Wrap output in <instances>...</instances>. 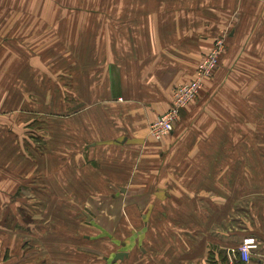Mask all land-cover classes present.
I'll list each match as a JSON object with an SVG mask.
<instances>
[{"label": "crops", "instance_id": "obj_1", "mask_svg": "<svg viewBox=\"0 0 264 264\" xmlns=\"http://www.w3.org/2000/svg\"><path fill=\"white\" fill-rule=\"evenodd\" d=\"M80 1H86L85 7H89V2L96 0ZM99 1L104 2V7L99 8V17L94 15L93 7L85 8L88 10L82 13L98 18L96 29L109 35L106 43L100 42V46H107L108 55L95 66L80 57L83 66L80 72L84 76L87 73V79L81 83L86 89H81L80 95L85 97L84 102L92 97V104L85 103L84 110L73 114L82 116L83 122L70 124L66 138L59 133L56 138L51 137L54 145H67V153H44L39 146L41 127L37 126L40 120L36 113L42 112V105L32 96L39 92L37 86L27 82L41 80L37 68L43 59L33 55L27 58L25 50L17 51L12 46L14 42L8 43L6 38L1 41L0 264H101L97 253L106 250L98 248L96 242L103 235L76 237L74 229L75 205L88 190L84 188L88 175H96L85 166L80 167L81 162H87L80 143L84 142L83 148L88 144L98 149L90 154H96L95 159L100 158L99 150L103 146L127 147L125 151L129 154L137 153L144 146L150 152L169 148L170 139L159 141L148 136L149 124L170 110L177 87L195 78L202 58L226 32L229 35L223 36L226 41L220 66L205 86L216 95L212 105L218 114L210 124L215 125L212 133L221 134L224 129L230 132L225 138L209 139L210 150L207 148L206 152H198L203 145L200 143L188 155L190 168L180 176L175 172L185 167L183 159L176 158L181 154L164 151L150 154L143 168L148 171L147 185L153 186L155 195L149 207L153 215L147 218L146 225L160 223L156 211L160 200L166 203L161 195L165 196L166 185L175 177L179 181L173 193L181 199L172 201L175 211L163 223L177 228L173 235H178V239L174 241L173 235L167 234L169 228H164V240L169 239L165 246L170 254L165 264H264V0ZM74 4L75 0H0V34L6 36L20 29L17 25L25 24L26 15L48 18L55 31L66 20L63 27L69 33L74 32L71 29L75 24ZM21 5L24 8L17 7ZM74 62L72 59L71 64ZM45 63L55 62L49 57ZM91 75H95L94 81ZM225 81L228 87L223 86ZM237 100L238 112L248 122L244 129L249 125L250 129L259 130L258 134H240L230 124V115L226 114L225 118V113L234 111ZM195 102L182 111L183 117L187 113H202L201 102ZM191 107L193 110L189 111ZM222 116L223 122L219 125ZM75 117H68L67 124ZM100 124L103 127L97 126ZM31 130L35 133L30 137ZM173 141L192 143L193 138L188 140L186 136ZM58 158L65 160L66 168H59ZM101 161L105 168L100 170H109L115 178L122 175L117 165L113 168L105 164L104 158ZM189 172L192 174L187 175ZM126 175L140 179L133 167ZM103 188L105 192V181ZM100 190L93 192L102 193ZM189 196L191 200L186 198ZM41 208H46L44 212L51 218L50 225L45 222L51 231L45 236L41 231ZM60 209L65 210L66 221L59 218ZM69 214L72 222L68 220ZM86 214L91 221L93 216ZM63 221L70 224L65 225ZM207 229L210 232L205 233ZM139 236L144 243V234ZM247 236L259 239L249 262L234 253ZM146 237L149 239V235ZM62 240L70 243H60ZM76 241L83 248L76 247ZM153 245L154 241L150 246ZM129 248L125 247L126 250L110 259L104 256L105 264L133 260L134 250ZM118 254L124 257L119 258Z\"/></svg>", "mask_w": 264, "mask_h": 264}, {"label": "rangeland", "instance_id": "obj_2", "mask_svg": "<svg viewBox=\"0 0 264 264\" xmlns=\"http://www.w3.org/2000/svg\"><path fill=\"white\" fill-rule=\"evenodd\" d=\"M85 2L75 0V4L73 7L76 14L74 17L75 24L74 27L71 28L74 32L69 33L67 31L68 29H66V27H63V25H66V20L60 22L58 32L55 31V29H52L53 27H50V22H47L48 18L26 15L23 19L25 22V26L17 25L18 27H20V29L17 28V30H14V33L17 32L20 34V36L18 34L13 35L14 33L11 34L10 32L6 33V36L0 34V45L2 44L1 41L6 38L5 40L8 41V43L14 42L12 46L17 51L19 48L25 50L27 58L33 55V57H38L41 60L43 59L42 64H38V66L40 67L37 68V71L39 72L38 76L41 80L28 81L27 84L33 86L36 85V91H39L37 93L39 96L37 94H33L32 96H35V102L39 103V105H42V112L40 111L36 113V116L40 120V122L38 121L37 126L41 128L38 129L36 127L33 130L35 131L36 129H41L39 131L40 134L38 135L41 139V143L39 146L44 153H67V145H54L51 142V137L56 138V133H59L60 137L65 136L66 138L67 127L70 124L72 125L74 122L82 124L83 122L82 116L75 117V115L73 114H76V112L79 113V110H84L86 105L85 103L92 104V97L87 98L86 96L87 101L84 102L83 98L85 99V97L82 98V95H80V90L86 89V87H84L81 83L84 79H87V73L85 72L84 76L82 75V72H80V70L83 68L81 58L85 60L88 59L90 61V65L93 64L92 66L97 65L99 61H104L105 59H107L108 48L105 45L100 46V42L106 43L107 39H109V35L105 33H99L96 29L98 27V18L85 16L82 13V10H88L85 8L93 7L94 15L99 17V8L104 7V2L101 3L99 0L90 1L89 3L91 6L89 7H85ZM17 7L24 8V6L22 5ZM61 7L62 6L60 5V8ZM92 25H94L93 29ZM61 30H63V32H61ZM11 32H13V30ZM221 35L222 36H220L215 42L212 50L202 58L201 62L197 66L195 77L201 71V67L204 65L205 60L211 58L212 54H215L216 50L218 49V43H224L226 41L224 38H227L229 34L226 32L222 33ZM67 39H69V48L66 45V43L68 42ZM50 52L52 56H49ZM49 57H52L53 62H55L54 64L45 63L46 60L49 59ZM72 59L75 61L73 64H71ZM219 64L220 62H218L217 68L220 66ZM86 67L88 68L87 64ZM17 68L18 72L19 67L17 66ZM217 68H215L211 72V66H209V70L207 73H205V76L203 78L202 88L194 101H192H196L195 103L201 102L202 113H187L184 117V113L181 114V120H179L175 124L173 131L163 136L162 138H156L151 129V124L153 122L149 124V137L159 141L164 138L171 140V144L169 145L170 147L163 150L164 152H176L182 155L176 158L183 159L182 164H184L185 167L177 170L175 172V175L180 176L183 174V170L190 168L187 167L188 155L196 151L200 143H203V145L200 146V150L198 152H206L207 148L210 150L209 139L215 136L225 138L230 132V130L224 129V131L220 132L221 134H213L212 131L215 125H212L213 128L210 125L212 123V120L215 119L218 114V112H214L215 108L212 105V103L216 100V95L212 94L209 86L206 85V87L205 83L209 80V78H211ZM52 76L57 77V79H53ZM94 76L95 75H91V79L93 81L95 79ZM192 81L185 84L191 83ZM223 86L228 87V82L225 81L223 83ZM174 102L175 100L172 98V105L174 104ZM188 108L189 107L187 106L184 108L185 110H183L186 111ZM192 110L193 108L191 107V110L189 111ZM226 114L230 115V124L235 125V131H238L240 134H242L243 132L249 133L251 135L258 134L259 130L250 129L249 125H247V129H244L245 123L248 122H246L247 119L243 116V114L238 112V100L234 105V111L225 113V118ZM256 115H258V113ZM68 117L69 119L75 117V119L71 120L67 124ZM222 118L223 116L218 120L219 125L223 122ZM27 119H29V116L27 117ZM31 123H34V121L31 120ZM97 126L103 127V125L101 124ZM31 133L35 132H32L31 130L28 134L30 135V137L34 135ZM186 136L188 140L193 138V142L191 143L190 141H173V138H183ZM79 137L82 136L79 135ZM80 144H82L80 151L82 153H85L87 160L85 164L81 162L80 167L83 168L85 166L86 170H92L93 173H96V175L92 177L88 173L89 175L87 178V183H85L86 186L84 187L88 190L82 194L81 202L78 203V205H75V212L73 217L75 218L74 229L76 232V237L82 235L87 236L90 234H99L100 236L103 235V238L96 242L98 244V248L106 250V252H102L100 249L97 250L102 252L97 253V256L101 258V264H105V261L103 259L104 256L110 259L114 255H116V253L121 252L122 250H126L125 247H130L129 250H134L133 255L131 256L134 259L132 260L128 258L125 260L124 264H147V262L148 264H158L162 262V264H165L168 261V257L170 254L165 246V243H169V239L164 240V228H169L167 234L170 235H173V230L177 228L173 229L174 226L163 223V219L171 216V211H175L172 205V201L175 199H181L176 197V195L179 194L173 193V190L178 186L179 180L175 177L170 178L171 183L166 185V190L164 191L165 196L161 195V199L163 201H166V203L164 204L160 200V205L158 206V210L156 211V216H160L161 221H159L160 223H157L155 226H152L151 224L148 226L146 225V220L148 217L153 215V212L152 210H149V207L155 193L152 192L153 186L151 185L150 187L147 185L148 171L146 170V168H143L144 166L146 167V164L148 162L147 158L152 152L156 154L163 151L160 149H155L150 152L148 146H144L140 147L137 150V153L129 154L125 151L127 147L103 146L101 150H99L100 158L95 159L96 154H94L93 156H91L90 154L92 152L96 153V150L98 149L93 148L88 144H86L83 148L84 142ZM103 158L106 160L105 164L107 166L113 167L117 165L118 171L122 173V175L120 174L115 178V176L112 175L109 170H100L101 168H105L104 164L101 161ZM57 162L60 169L66 168L65 160L62 161L59 159ZM131 167H133V172L135 173V175L139 176V181L126 175V172H128ZM191 169H196V167L191 166ZM191 174L192 173L190 172L187 173V175ZM185 175L186 174H184L183 176ZM162 177L163 173L160 175V179ZM103 181H105V192H103ZM161 186L162 185L160 184V187ZM94 189H101L100 191L102 193L95 194L93 192ZM52 198L54 199V197ZM186 198L189 200L192 199V197L190 196ZM49 202L51 203V200ZM40 210L43 217V226L41 227V231L42 235L45 236L51 232L49 230V226L45 223L47 221V224L50 225L51 218L49 213L44 212L46 208H41ZM85 212L93 216L91 221H89V218ZM55 213L57 212L55 211ZM32 216L33 215L28 216L27 220H30ZM58 216L61 220H67L65 210L60 209L58 212ZM68 218L69 222H72V219H70V214ZM64 224L68 225L70 223L64 222ZM60 227H64L62 221H60ZM152 227H154L155 230H153ZM147 228H149L150 230L147 231ZM208 232H210V230H205V233ZM141 233L144 234V243L140 242L139 235ZM146 234L149 235L150 240L146 239ZM116 238H118L119 240H115ZM172 238L174 241H176L178 239V235H173ZM150 241L151 243L154 241V245L152 247L150 246ZM61 242L70 243L64 240L60 241V243ZM77 243L78 244L76 247L83 248V246L79 242ZM135 244L138 245L136 246ZM43 246L44 248H46L45 240H43ZM149 249H151L150 253L146 254Z\"/></svg>", "mask_w": 264, "mask_h": 264}, {"label": "built area", "instance_id": "obj_3", "mask_svg": "<svg viewBox=\"0 0 264 264\" xmlns=\"http://www.w3.org/2000/svg\"><path fill=\"white\" fill-rule=\"evenodd\" d=\"M217 46L218 49L215 54H212L211 58L205 60L201 71L196 75L195 79L191 83L182 84L177 87L173 97L175 102L170 110L151 124V129L156 138H162L173 131L182 110L199 94L202 88L203 78L205 73L208 72L209 66H211V72L217 68L218 62H220V56L225 48V42L218 43ZM258 242L255 236H247L243 239L238 249L234 250V253L239 254L241 260L249 262L252 258V252L258 247Z\"/></svg>", "mask_w": 264, "mask_h": 264}, {"label": "water", "instance_id": "obj_4", "mask_svg": "<svg viewBox=\"0 0 264 264\" xmlns=\"http://www.w3.org/2000/svg\"><path fill=\"white\" fill-rule=\"evenodd\" d=\"M118 257L119 258H123L124 257V254L122 255V254H118Z\"/></svg>", "mask_w": 264, "mask_h": 264}, {"label": "clouds", "instance_id": "obj_5", "mask_svg": "<svg viewBox=\"0 0 264 264\" xmlns=\"http://www.w3.org/2000/svg\"><path fill=\"white\" fill-rule=\"evenodd\" d=\"M247 259V257H245Z\"/></svg>", "mask_w": 264, "mask_h": 264}]
</instances>
